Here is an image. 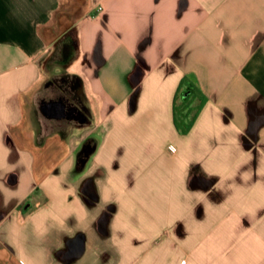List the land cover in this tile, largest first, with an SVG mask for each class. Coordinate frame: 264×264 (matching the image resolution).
Masks as SVG:
<instances>
[{
    "label": "crops",
    "instance_id": "crops-1",
    "mask_svg": "<svg viewBox=\"0 0 264 264\" xmlns=\"http://www.w3.org/2000/svg\"><path fill=\"white\" fill-rule=\"evenodd\" d=\"M0 264H264V0H0Z\"/></svg>",
    "mask_w": 264,
    "mask_h": 264
},
{
    "label": "trees",
    "instance_id": "trees-1",
    "mask_svg": "<svg viewBox=\"0 0 264 264\" xmlns=\"http://www.w3.org/2000/svg\"><path fill=\"white\" fill-rule=\"evenodd\" d=\"M197 97L199 99H201V103L199 105H195L191 108L189 107L188 110L189 111L191 110L192 112L194 111V114L191 117H189L187 122L183 121L181 110L184 111L185 108L188 107V105H189L188 99L189 98H197ZM182 104H184V105L182 106ZM201 107H202V98H201L200 92L195 87L194 84L190 83L186 88L182 89L180 91V93H178V95L176 96L175 101H174V120H175V123H176V126L178 127V129L184 133H187L191 129L193 122L195 120L196 114L201 109ZM189 111H187V114Z\"/></svg>",
    "mask_w": 264,
    "mask_h": 264
},
{
    "label": "rangeland",
    "instance_id": "rangeland-1",
    "mask_svg": "<svg viewBox=\"0 0 264 264\" xmlns=\"http://www.w3.org/2000/svg\"><path fill=\"white\" fill-rule=\"evenodd\" d=\"M189 101H188V103H189V105H188V107H186L185 108V110L183 111V110H181V112H182V120L183 121H186L187 122V120L189 119V115H191V110L189 111L188 109H189V107L191 108V107H193L194 106V103L196 102L195 101V98H189L188 99ZM180 101V100H179ZM184 104H182V106H183ZM186 111V112H185ZM187 111H189L188 112V114H187ZM184 115V116H183ZM160 244H162V245H164L165 244V242H167V240H165V239H161L160 241H158ZM212 242H214V241H206V243H208V244H210V246H211V244H212ZM208 244H206V245H208ZM181 258V256H179V255H177V256H174V260H177V259H180Z\"/></svg>",
    "mask_w": 264,
    "mask_h": 264
},
{
    "label": "built area",
    "instance_id": "built-area-1",
    "mask_svg": "<svg viewBox=\"0 0 264 264\" xmlns=\"http://www.w3.org/2000/svg\"><path fill=\"white\" fill-rule=\"evenodd\" d=\"M170 148L172 149V150H176V148L173 146V145H170Z\"/></svg>",
    "mask_w": 264,
    "mask_h": 264
}]
</instances>
